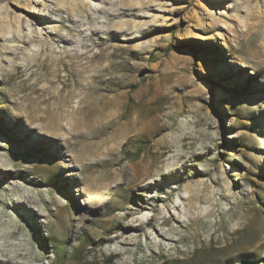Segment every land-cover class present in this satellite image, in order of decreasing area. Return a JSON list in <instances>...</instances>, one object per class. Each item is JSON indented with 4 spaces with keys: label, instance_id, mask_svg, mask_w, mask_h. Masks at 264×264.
<instances>
[{
    "label": "rangeland",
    "instance_id": "obj_1",
    "mask_svg": "<svg viewBox=\"0 0 264 264\" xmlns=\"http://www.w3.org/2000/svg\"><path fill=\"white\" fill-rule=\"evenodd\" d=\"M264 264V0H0L1 264Z\"/></svg>",
    "mask_w": 264,
    "mask_h": 264
},
{
    "label": "trees",
    "instance_id": "obj_2",
    "mask_svg": "<svg viewBox=\"0 0 264 264\" xmlns=\"http://www.w3.org/2000/svg\"><path fill=\"white\" fill-rule=\"evenodd\" d=\"M237 258L238 259H236L237 260L236 262H238L239 264H254V261L259 258V255H256V256L250 255V257L245 256V255H239ZM228 264H230V263H228Z\"/></svg>",
    "mask_w": 264,
    "mask_h": 264
}]
</instances>
